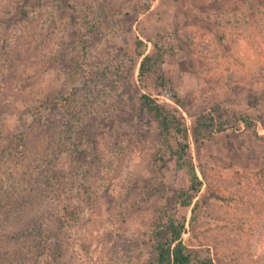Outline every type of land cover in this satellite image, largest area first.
<instances>
[{"label": "rangeland", "instance_id": "1", "mask_svg": "<svg viewBox=\"0 0 264 264\" xmlns=\"http://www.w3.org/2000/svg\"><path fill=\"white\" fill-rule=\"evenodd\" d=\"M141 94L183 117L185 159L201 182L188 207L176 199L189 186L173 154L180 141L161 143ZM1 112L0 145L49 119L77 123L84 156L72 164L56 138L67 177L42 195L49 238L25 264H149L153 222L169 216L184 222L183 242L199 257L264 264V0H0ZM202 114L228 128L197 134ZM36 141L28 168L48 143ZM9 151L5 188L14 169L29 170ZM31 172L24 181L42 190Z\"/></svg>", "mask_w": 264, "mask_h": 264}, {"label": "trees", "instance_id": "2", "mask_svg": "<svg viewBox=\"0 0 264 264\" xmlns=\"http://www.w3.org/2000/svg\"><path fill=\"white\" fill-rule=\"evenodd\" d=\"M137 46L140 43H136ZM151 60L144 57L139 66V74L143 75L146 70L145 65ZM147 70L156 72V85L158 87L165 85L164 76L157 71L155 65H148ZM140 102L146 113L152 116L157 123L158 137L164 146H168L169 137L171 134L177 135L179 139V150L174 151L173 154L176 158L178 168L185 167L189 176V186L187 189H181L176 194V199L181 206L188 207L191 203L192 195L197 193L201 187L194 168L186 162L185 151L188 149V135L187 128L185 127L183 117L176 108H167L164 104H160L155 98L149 95L141 94ZM178 104V100H175ZM56 101H51L49 106L51 108L57 107ZM70 100H64L63 106H69ZM2 112L0 113V116ZM3 116H1L2 118ZM0 118V119H1ZM237 122L244 125L249 129L256 125V123L247 117H237ZM77 123H61L51 122L46 120V125H37L28 130V132L9 138L8 144L4 143L1 146L0 158L6 159L5 149L9 148L7 153L8 158L13 157L17 163L28 164L26 159L30 157L29 153L25 152L27 147H31L38 140V137L48 141L46 149L41 150L38 156L30 159L36 162L35 166H30L29 170L24 172L14 171L5 176V180L9 181L6 188L0 186V263L1 264H25L21 261L24 256H33L38 254L37 248H41L45 240L49 237L44 236V233H49L50 228H43L44 214L41 212L40 205L42 202L43 193H49L58 189L66 180L67 174L60 170L58 167V156L62 153L58 149L56 138L62 140L66 145L65 153H68L69 160L72 164H78L84 161L83 152L80 149V138L75 141L73 137V130ZM196 133L200 134L201 131L207 132L209 135L216 132H222L228 128L224 123L219 122L215 124L212 117H206L205 114L196 117ZM59 125V126H58ZM39 126L40 132L36 133ZM83 132V136H84ZM40 135V136H38ZM0 139V144H1ZM28 155V156H27ZM13 160L16 162V160ZM33 170L31 175L37 179L38 184L42 185V190H36L37 187L32 185L30 181H24L26 173ZM18 182H26L27 189L16 186ZM19 183V184H20ZM35 190V191H34ZM26 202V203H23ZM44 215V216H43ZM58 218V216H57ZM23 219V220H22ZM56 220V219H55ZM57 221V220H56ZM62 225V219H58L57 224ZM151 232V258L149 264H213L210 258L199 257L197 254L191 252L184 244L182 235L185 232L184 222L175 220L173 217H165V219L158 217L152 226ZM16 228V229H15ZM55 248L57 246L55 245ZM36 256V255H34ZM23 257V260H25ZM20 260V261H19ZM18 264V263H17ZM36 264V263H35Z\"/></svg>", "mask_w": 264, "mask_h": 264}]
</instances>
